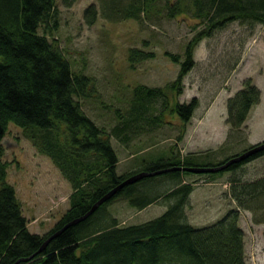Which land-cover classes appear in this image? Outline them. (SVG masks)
Returning <instances> with one entry per match:
<instances>
[{
  "label": "trees",
  "instance_id": "1",
  "mask_svg": "<svg viewBox=\"0 0 264 264\" xmlns=\"http://www.w3.org/2000/svg\"><path fill=\"white\" fill-rule=\"evenodd\" d=\"M100 1L101 13L98 2L85 9L87 24H94L99 16L111 22L141 23L155 15L167 19L188 15L203 29L188 42L183 62L180 55L166 52L172 61L180 63L178 77L164 87L136 85L127 112L115 111L118 125L108 132L85 113L81 102L95 97L93 78L74 72L55 37L60 24L57 0H0V264H247L240 210L252 211L254 222L264 223V178L243 182L242 173L230 180L238 208L201 227L187 219L185 209L197 185V181L187 179L209 176L213 182L226 171L235 172L260 159L264 149L217 172L193 173L186 169L224 165L264 141L240 153L223 154L220 160L216 156L226 144L206 153H182L178 142L183 140L200 100L193 97L189 103H180L178 96L183 93V79L195 66L200 42L234 22L264 25V0ZM63 2L70 5L73 0ZM155 57L153 52L132 47L127 60L135 69ZM260 99V90L251 80H245L243 88L227 102L230 131H243ZM159 103L161 106H155ZM168 115L180 120L178 141L168 151L153 155L151 160L144 157L136 166L132 164V171L119 174L121 159L111 139L127 149H140L137 139L141 133L174 126ZM11 123L23 129L38 152L47 156L71 184L69 209L44 235L29 230L23 204L8 181L3 140ZM160 171L124 186L89 217L65 228L128 178ZM242 196L246 202L241 201ZM162 198H175V202L162 215L143 224L122 226L108 210L119 200L142 210ZM59 231L41 251L45 241Z\"/></svg>",
  "mask_w": 264,
  "mask_h": 264
},
{
  "label": "rangeland",
  "instance_id": "2",
  "mask_svg": "<svg viewBox=\"0 0 264 264\" xmlns=\"http://www.w3.org/2000/svg\"><path fill=\"white\" fill-rule=\"evenodd\" d=\"M97 2L101 13L100 0H73L70 5L57 0L60 24L55 37L74 72L92 77L95 83V97L81 99L85 113L98 126L111 132L118 125L115 111L127 112L136 85L164 87L178 77L180 63L172 61L166 52L180 55L183 62L188 42L203 26L188 15L176 19L155 15L144 18L141 23L133 20L111 22L99 16L89 25L84 11ZM132 47L153 52L156 57L131 69L127 56ZM194 59L195 66L183 79L184 89L178 101L189 103L193 97H198L200 105L186 127L184 141L178 142L182 153H188V150L206 153L226 144L225 150L216 156L220 160L223 154L243 152L250 142L263 139L264 25L252 27L231 23L217 30L213 37L202 40ZM248 79L260 90L261 99L251 109L243 131H230L227 102ZM155 106H161V103ZM167 120L174 122V126L164 125L138 136L140 149L135 150L134 146L127 149L115 138L111 139L121 159L119 174L132 171L135 168L132 164L141 162L144 157L151 160L153 155L168 151L178 141L181 133L178 117L168 115ZM3 144L4 160L9 163L8 181L23 204L28 228L32 233L44 235L69 209L71 184L47 156L38 152L17 125H9ZM242 173L246 174H243V182L264 178V156L235 172L226 171L216 176L213 182L208 180L209 176L188 177L189 181H197L185 209L189 223L197 227L209 225L228 210L238 208V202L232 197L230 180L243 176ZM241 198L246 202L243 196ZM174 202L175 198H162L141 210L119 200L112 202L108 210L120 225H138L159 217ZM240 215V226L245 232L246 262L264 264V223L256 224L250 210L241 209Z\"/></svg>",
  "mask_w": 264,
  "mask_h": 264
},
{
  "label": "water",
  "instance_id": "3",
  "mask_svg": "<svg viewBox=\"0 0 264 264\" xmlns=\"http://www.w3.org/2000/svg\"><path fill=\"white\" fill-rule=\"evenodd\" d=\"M264 149V143L261 144L260 146H257V147H252L251 149H248L247 151H245L243 154L239 155V156H236L235 158L231 159L230 161H228L226 164L224 165H221V166H215V167H211V168H191V169H186L190 172H193V173H203V172H217V171H220V170H223L225 168H227L228 166H230L231 164H234V163H239L241 161H244L245 159H247L249 156L261 151ZM162 171L160 172H157V173H147V172H142V173H139V174H136L130 178H128L127 180H125L122 184H120L118 187H116L115 189H113L110 193H108L107 195H105L101 200H99L94 206L93 208L86 214L84 215L83 217L69 223L66 225L65 228L69 227V226H72V225H75L81 221H83L84 219H86L87 217H89L92 213H94L98 208L99 206H101L103 203H105L106 201L110 200L114 194L121 188H123L124 186L126 185H129V184H133L143 178H146V177H150V176H153V175H156V174H160ZM62 231V230H61ZM61 231L57 232L56 234L52 235L51 237H49L43 247L40 249L41 251L46 247V245L50 242L51 239H53L54 237H56ZM29 258L27 259H24V261H28Z\"/></svg>",
  "mask_w": 264,
  "mask_h": 264
},
{
  "label": "crops",
  "instance_id": "4",
  "mask_svg": "<svg viewBox=\"0 0 264 264\" xmlns=\"http://www.w3.org/2000/svg\"><path fill=\"white\" fill-rule=\"evenodd\" d=\"M196 95V94H195ZM179 124H180V121H179ZM246 124V123H245ZM246 126V125H245ZM186 135V134H185ZM184 139H185V136H184V138H183V140L182 141H184ZM262 141H264V138L263 139H260V140H257L256 142H254V143H251L250 142V144L248 145V148H250L251 146H253V145H256V144H258V143H260V142H262ZM188 152H192V151H190V150H188ZM185 153H187V152H185ZM133 158V157H132Z\"/></svg>",
  "mask_w": 264,
  "mask_h": 264
}]
</instances>
